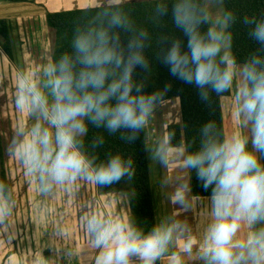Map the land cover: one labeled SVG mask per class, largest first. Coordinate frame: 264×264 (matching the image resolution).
<instances>
[{"label":"clouds","instance_id":"9594fccd","mask_svg":"<svg viewBox=\"0 0 264 264\" xmlns=\"http://www.w3.org/2000/svg\"><path fill=\"white\" fill-rule=\"evenodd\" d=\"M125 3L103 0L91 19L74 27L70 51L40 70L17 73L14 105L30 123L16 126L7 151L42 196L57 189L73 193L80 182L108 188L136 175L131 156L107 152L100 159L104 136L87 139L91 125L133 145L171 91V82L146 90L152 36ZM210 5L219 11L214 14ZM223 5L224 0H158L152 22L169 21L175 32L158 36L154 56L208 107L238 79L233 116L245 131L224 134L210 119L199 126L198 142L177 143L171 132L155 143L145 139L151 163L180 174L161 182L175 211L148 228L132 218L83 211L79 226L88 264H158L165 258L167 264H185L194 248L203 264H264V17L243 18L257 47L239 63L230 52L237 17ZM193 174L211 193L210 219L200 237L186 215ZM16 207L12 189L0 181V227L10 226ZM33 259L43 264L42 254Z\"/></svg>","mask_w":264,"mask_h":264},{"label":"rangeland","instance_id":"374dc122","mask_svg":"<svg viewBox=\"0 0 264 264\" xmlns=\"http://www.w3.org/2000/svg\"><path fill=\"white\" fill-rule=\"evenodd\" d=\"M102 3L103 0H95L94 4L86 6H96ZM77 6L82 7L81 4ZM18 7L20 6L18 5ZM210 7L214 14L219 11V9L211 5ZM15 9H17V6ZM18 11H21V9L13 10V14ZM14 19L9 21L13 57L9 58L0 48V152L2 151L3 153L8 185L15 195L17 207L13 217L10 219V226L7 228L0 227V247H5V245L6 247L12 246L14 251H21L27 255L29 264H34L33 258L37 256L35 232L39 231L44 237V250H49L46 258L50 259L53 256L52 250L55 249L52 241L55 245V233L59 229L57 228L53 231V226H56V223L59 224L66 221L72 215V220L76 224V254L79 257L73 261L77 264H88L85 252L86 236L79 226L80 214L86 210H93L115 214L125 219L130 218L127 196L125 192L100 194L96 189V185L87 182H80L73 193L57 189L48 196H42L37 190L35 181L26 174L19 160L8 153L7 148L16 126L22 122L30 123L27 114L17 111L14 105L17 73L21 70H40L50 63L54 40L52 30L46 27L45 23L40 25L39 21L34 22L35 30L33 31L30 24L26 21ZM1 40L2 38L0 37V42ZM238 83L239 80L237 79L233 89L230 91V95L221 98L225 134L245 131L233 116V97ZM165 115H171L172 117L164 119ZM178 121V104L172 98L166 101L165 105L157 111L154 119L146 127L145 132L148 143H155L166 134L164 129L168 124ZM151 164L154 165L153 163ZM158 171V166L153 168V173L158 174ZM161 171L165 176L180 175L175 169L168 171L161 169ZM168 195L169 192L166 189L164 200L163 198L161 200L158 199L156 204L157 220L163 216L172 215L175 211L169 202ZM194 198L196 199V197ZM210 208L209 199L198 200L195 204L199 237L209 222ZM186 215L188 218L190 217L189 213H186ZM2 242H4L3 245ZM184 259L185 264H203L197 251H193L192 256H185ZM163 264H167L166 259Z\"/></svg>","mask_w":264,"mask_h":264},{"label":"trees","instance_id":"16d2710c","mask_svg":"<svg viewBox=\"0 0 264 264\" xmlns=\"http://www.w3.org/2000/svg\"><path fill=\"white\" fill-rule=\"evenodd\" d=\"M20 2L23 0H12ZM158 0H143L127 2L123 6L140 27L146 28L152 36V49L148 55L152 62L153 71L147 82L146 90L151 92L163 88L165 84L171 82V91L167 98H177L180 106V123L169 124L166 133H174L177 143L198 142V128L203 123L212 119L216 122L219 130L225 134L221 98L230 95V92L213 97L211 107L206 106L199 100L196 89L191 85H185L180 81L170 77L168 70L160 64L154 56L157 49L156 39L162 32L174 33L175 30L169 21H161L159 24L152 22V13ZM102 6L77 8L62 11H47L46 24L53 32V50L51 62L56 60L62 53L70 51L73 29L78 23L91 19ZM224 9L231 10L237 17V21L232 25V45L230 52L239 63H243L249 54L257 47L256 43L248 37V27L242 21L244 17H264V0H224ZM177 36L181 34L176 33ZM0 48L9 57H13L10 23L6 19H0ZM182 125H187L182 130ZM102 135L105 144L98 149L100 159L104 158L107 152H121L125 156H131L135 161L136 175L132 181H121L108 188H99L100 194H110L114 192H125L127 196V206L130 211V218L145 228L151 227L155 223L154 206L151 194V183L149 176L148 156L144 147L145 136L141 133L139 140L132 144H126L119 139V135H109L104 129H96L89 126L88 140L93 136ZM0 181L8 184L7 172L5 169L3 153L0 152ZM192 196L205 198L210 196V189L205 191L192 176ZM161 264V261L158 262Z\"/></svg>","mask_w":264,"mask_h":264},{"label":"crops","instance_id":"0c3cea01","mask_svg":"<svg viewBox=\"0 0 264 264\" xmlns=\"http://www.w3.org/2000/svg\"><path fill=\"white\" fill-rule=\"evenodd\" d=\"M136 1H143V0H126V3L136 2ZM94 3H95V0H23L20 2H15L12 0H0V19H6L7 21H10L11 19L15 18L14 20L26 21L27 23L30 24L32 30L34 31L35 30L34 22L39 21L40 25L42 23H45L46 27H48L46 24V12L47 11L53 12V11L93 7V6H86V5H92ZM78 4H81L82 7H78L77 6ZM15 5L17 6V9H15L16 7ZM18 5L20 7H18ZM96 6H102V4H97ZM19 9H21V11L14 12L13 14V10H19ZM21 12H24V13H21ZM173 100L176 101L178 104L179 121L175 123H180L179 100H177V98L176 99L173 98ZM167 117L170 118L172 116L165 115L164 119ZM170 124H173V123H170ZM167 126L165 127L164 131H166ZM144 136L146 139V132L144 133ZM146 142L148 143L147 139H146ZM152 163L154 165L151 164V161L148 158L149 176H150V183H151V188H152L151 194H152V200H153V206H154V216H155V222H156L157 221L156 204L158 203V199L161 200L163 198L164 200L166 188H164L161 183L165 175H163V172L161 171L159 166H158V169H159L158 174L153 173V168H156L157 165L154 162ZM204 199L206 200L208 199V197H205V198L196 197L195 199L192 196L191 210L188 212L190 215L189 220H190V223L193 229V233L197 237H199V232H198L197 222H196L195 204L198 200H204ZM72 219L73 217L72 215H70L66 219V221H63L62 223H59V224L56 223L55 224L56 226H53L54 227L53 231L57 228L59 229L55 233V240H56L55 243L56 244L54 245L52 241V245L54 246L56 250L55 249L52 250L53 256L50 259L46 258V256L49 253V250H44L45 248H44L43 234L39 231L35 232V238L37 242V246H36L37 256L36 257L41 256L42 254L43 264H77V263H74L73 261L74 259L77 260V258L79 257L76 254V244H77V241L75 240L77 239L76 224ZM4 242H2V245ZM74 248H75V253H74ZM178 249H179V245H177L176 250ZM193 251H197V248H194ZM69 252L73 254L68 255ZM164 260H161V264H163ZM0 264H29V263H28L26 254L22 253L21 251L20 252L14 251L12 246L6 247L5 245V247L4 246L0 247Z\"/></svg>","mask_w":264,"mask_h":264}]
</instances>
